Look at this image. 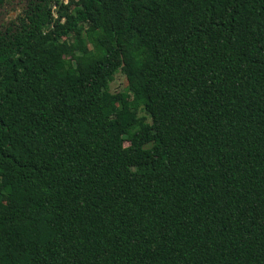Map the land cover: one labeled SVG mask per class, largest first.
<instances>
[{"label":"trees","instance_id":"obj_1","mask_svg":"<svg viewBox=\"0 0 264 264\" xmlns=\"http://www.w3.org/2000/svg\"><path fill=\"white\" fill-rule=\"evenodd\" d=\"M23 2L0 264H264V0Z\"/></svg>","mask_w":264,"mask_h":264},{"label":"rangeland","instance_id":"obj_2","mask_svg":"<svg viewBox=\"0 0 264 264\" xmlns=\"http://www.w3.org/2000/svg\"><path fill=\"white\" fill-rule=\"evenodd\" d=\"M23 1L24 0H11L0 10V25L6 23L8 20L16 17L18 14L21 13L24 6ZM127 86L128 81L126 76L122 72H119L116 74L114 80L112 81L110 85V90L113 93H118L120 91L125 90ZM140 114L146 116L143 112H141ZM146 119L149 120L148 118ZM5 202L9 203V200L6 199Z\"/></svg>","mask_w":264,"mask_h":264},{"label":"built area","instance_id":"obj_3","mask_svg":"<svg viewBox=\"0 0 264 264\" xmlns=\"http://www.w3.org/2000/svg\"><path fill=\"white\" fill-rule=\"evenodd\" d=\"M66 1V0H65Z\"/></svg>","mask_w":264,"mask_h":264}]
</instances>
